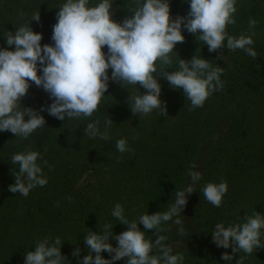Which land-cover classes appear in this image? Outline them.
Returning a JSON list of instances; mask_svg holds the SVG:
<instances>
[{
	"label": "rangeland",
	"instance_id": "374dc122",
	"mask_svg": "<svg viewBox=\"0 0 264 264\" xmlns=\"http://www.w3.org/2000/svg\"><path fill=\"white\" fill-rule=\"evenodd\" d=\"M64 2L0 0V45L9 48L2 35L15 32L25 23L31 26L32 16L39 12L41 19L34 21L32 27L35 32L46 34V23L50 20L52 25L57 23L58 8ZM97 2L91 0L90 6ZM111 3L113 19L122 23L117 12L118 1L111 0ZM236 8V23L227 26V34L236 38L237 34L251 36L254 41L251 47L256 49L258 43L264 48V0H237ZM48 11L53 12L52 17L47 15ZM253 19L256 25L250 28L249 21ZM9 50H14V46ZM256 52V58L260 56L264 62V50ZM241 53L246 52L241 49ZM175 69L164 68L168 72ZM155 75L162 85L161 100L166 103L167 116L160 110L148 115L134 114L130 95H142L147 90L139 85L123 86L121 83L109 86L98 111L91 117L55 125V117L44 116L45 126L54 123L49 126V132L55 151L53 164H48V177L53 180L45 185L44 214L51 201L65 216L62 224L57 225L62 254L67 259L64 264H78L88 255L84 240L90 232L101 233L106 224L114 235L128 230L127 225L120 224L111 215L115 204H121L125 217L137 223L143 214L167 211L175 201L176 191L192 183L188 175L190 169L200 172L201 179L192 184L193 193L188 196V203L179 216L181 222L175 223L177 217H173L162 223L159 231L146 230L141 224L139 228L145 231L146 239L155 244L159 236L166 237L162 243L171 247L172 254L182 255L183 264H240L241 257L242 264H264V247L249 255L243 251L233 253L231 248H219L212 241L217 223L226 226L244 223L246 216L256 212L264 214V166L257 163L264 148V93L237 92L224 86L225 95L218 94L213 99L215 93H212L203 107L193 108L182 89L172 88L159 72ZM220 91L221 94L223 89ZM108 116L114 122L109 130L110 139H94L84 132L87 124L96 120L103 130ZM41 129L27 139L16 138L21 152L33 151ZM121 138L126 139L131 152L117 150L116 142ZM6 165L5 175L8 171L13 175L0 182V246L3 247L0 264H12V256L15 263L24 264L25 254L34 251L36 246L34 239L26 238L20 227L27 210L35 207L30 198L33 192L31 190L25 197L9 191L19 166L8 162ZM220 182H226L229 190L222 205L217 207L206 200L202 189L207 183ZM35 188L38 190V186ZM6 202L20 203L23 208L9 212L5 209ZM49 226L50 223L43 226L47 231L38 241L52 240L54 235ZM20 238L23 241H19ZM110 243L118 246L114 238H110ZM23 245L27 248L22 249ZM77 247L80 255L74 256ZM224 253L233 256L230 262L222 259ZM152 254L159 255V247H154ZM101 255L111 259L107 251ZM126 259L115 264H126Z\"/></svg>",
	"mask_w": 264,
	"mask_h": 264
},
{
	"label": "clouds",
	"instance_id": "9594fccd",
	"mask_svg": "<svg viewBox=\"0 0 264 264\" xmlns=\"http://www.w3.org/2000/svg\"><path fill=\"white\" fill-rule=\"evenodd\" d=\"M137 3L139 6L133 15L121 23L113 19L111 0H98L94 6H90L91 0H65L58 8L57 23L53 25V44L42 45L43 34L33 30V22L41 19L40 12L32 16L31 26L25 23L15 32L2 35L9 48L0 45V132L10 131L16 137L27 139L45 126L46 119L41 115L44 111L61 121L91 117L106 97L110 80L147 90L142 95H130L134 114L148 115L160 110L167 116L157 72L172 88L182 89L193 108L203 107L213 92L224 87L221 67L212 68L207 59L194 56L188 61L180 59L176 71L164 70V66L173 63L170 53L185 41L184 30L198 34V40L210 52L226 47L243 49L253 58L257 56L251 47L254 44L251 36L236 38L227 34V26L236 23L237 0H187L188 15L176 18L172 16L170 0H137ZM255 25L254 19L249 21L250 28ZM12 46L14 50H9ZM32 83L46 91L52 100L39 111L20 107ZM113 123L108 116L103 130L96 120L88 123L84 132L91 138L108 140ZM116 148L120 153L132 151L124 138L117 140ZM41 159L38 151L13 154L11 163L18 165L19 170L9 191L26 197L33 188L45 186L48 180L38 163ZM188 175L192 183L176 191L175 201L167 211L143 214L139 223L129 221L124 207L115 204L111 215L120 224L127 225L128 230L114 235L106 224L101 233L87 234L84 243L88 255L78 264H115L124 258H127L126 264H183L184 257L172 254L171 247L162 243L166 237L159 236L153 244L139 225L159 231L162 223L173 217H177L175 223L181 222L179 216L193 193L192 184L201 179L198 171L190 169ZM228 190L226 182L207 183L202 189L206 200L217 207L222 205ZM244 219V223L227 226L217 223L212 232L213 243L219 248H231L233 253L243 251L249 255L264 247V214L256 212ZM110 238L118 242L117 247H113ZM62 246L59 237L54 241L42 239L34 251L25 254L24 264H64L67 259L62 254ZM154 247H159V255L152 254ZM80 251L77 247L73 255L79 256ZM104 251L111 259L101 255ZM232 258L228 253L222 256L228 262ZM242 261L241 257L240 264Z\"/></svg>",
	"mask_w": 264,
	"mask_h": 264
},
{
	"label": "trees",
	"instance_id": "16d2710c",
	"mask_svg": "<svg viewBox=\"0 0 264 264\" xmlns=\"http://www.w3.org/2000/svg\"><path fill=\"white\" fill-rule=\"evenodd\" d=\"M117 1L118 17H120L122 20L131 17L133 15V10L139 6L137 0ZM186 2L187 0H170L171 13L173 18L180 16L186 17L188 15L190 11V5ZM47 13L48 16H53L52 11H48ZM46 24V34L43 35V39L41 42L42 45L50 44L52 42L51 27H53V25L51 24V20ZM49 24L51 25V27L49 26ZM183 34L185 35V41L177 44L175 48L176 52L173 51L172 53H170L173 63L171 65L164 66V68L169 69L170 67H173L176 68L175 70H178L180 59L188 61L191 60L194 56H197L198 58L207 59L212 68L220 66L223 72V74L221 75V80L224 82V86H228L231 90H237V92L243 90H252L261 94L264 93V62L260 60V56H258L257 58H253L247 53H241V49L231 50L227 49L226 47L217 49L215 52H210L206 44L203 41L198 40V34L189 33L187 30H184ZM239 36L240 34H237V38H239ZM226 43L227 41L225 40V45ZM262 47L263 46L256 43L255 50H264V48ZM104 51L107 52V46L104 47ZM108 71L109 75L111 76L112 70L109 69ZM109 84L111 86L117 84V82H113L110 80ZM220 92V90L213 92L216 94H214L213 99L217 98L218 94L219 96L225 95L227 93V89L223 87V92L221 94ZM21 102V109H23L24 106H31L32 109L39 111L42 106L51 104L52 100L49 98V94L46 91L32 83L28 94L22 98ZM41 114L43 116H50L46 111L41 112ZM66 120L67 119L61 121L56 118L53 119V122L55 123V125H58L60 122L65 124ZM54 123L50 122L49 126H53ZM49 126L42 127V129L37 133L35 138L36 144L32 150L41 153L42 159L38 161V163L41 164L43 168V174L47 178V180H53L48 177V164H53V153L55 154V151L52 147V134L49 132L51 127ZM16 138L19 137H16L10 131L0 132V182L7 181L10 177L8 175H13L9 174L11 173L9 171L7 172V175H5L4 172H6L7 170L6 163H11L10 161L13 154L21 152V147H18ZM257 163L261 166H264V148L258 155ZM50 182L52 181H48V184ZM45 190H47L45 186H38V190H36V188L32 189L33 194H30V198L32 199V206L34 205L35 207L32 209V211L27 210L25 221L23 220L20 226L24 231L25 237L34 239L36 244L39 242L38 238L42 235V233L44 231H47V229L43 227L47 226V223H50L51 227L49 226V228L52 229V235H54L51 241L55 240V236L59 237L58 231L60 228H58L57 225L62 224L61 221L65 217L62 211H58V208H56L55 204L51 203V201L49 210L46 214H44V209L46 207L44 202L47 203V201H45L46 198H44L43 196ZM5 206L7 207H5V209L9 212H12L15 208L16 210H18V208H23V206L17 202L15 204L14 202H6ZM19 241H23V239L20 238ZM26 246L27 245H23L22 249H26ZM1 247L2 245L0 246V248ZM2 249L3 247L0 249L1 252ZM10 261L12 262V264H18L15 263L14 256H12V259L10 258Z\"/></svg>",
	"mask_w": 264,
	"mask_h": 264
}]
</instances>
